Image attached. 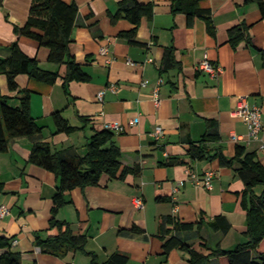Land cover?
<instances>
[{
    "label": "crops",
    "instance_id": "0c3cea01",
    "mask_svg": "<svg viewBox=\"0 0 264 264\" xmlns=\"http://www.w3.org/2000/svg\"><path fill=\"white\" fill-rule=\"evenodd\" d=\"M75 1L79 12L70 50L88 80L71 81L66 89L67 65L50 62L48 48L17 34L16 27L28 19L31 0H0V59L10 55V46L17 41L22 51L38 58L42 68L59 72L53 83L27 74L17 77L19 89L30 91L31 112L43 126L46 141L59 148L73 146L84 155L97 131L110 124L123 125L125 131L114 132L122 149V163L140 165L141 172L125 178L104 174L97 185L69 191L57 218L67 221L75 234L85 235L87 249L97 253L101 262L121 252L129 257L128 264H190L186 250L165 252V242L176 234L204 254L218 246L233 249L247 242L248 212L242 205L246 182L239 173L241 162L224 166L218 158L195 159L189 148L206 132L208 119H214L221 139L209 143V148L219 147L232 158L241 145L264 166L260 148L264 130L260 139L248 143L246 124L232 113L239 97L246 96L250 106L262 108L264 122V17L258 1L201 0L215 26L212 34L204 18L196 17L189 25L184 13L174 14L171 0H139L152 3L153 14L142 18L135 38L138 43L134 44L120 35L134 24L126 18L111 19L120 0ZM238 25L243 34L234 44L230 31ZM102 45L112 52L110 64L100 53ZM170 48L172 65L165 68ZM206 56L223 67L219 77L198 69ZM111 85L117 90L107 89L100 101L98 92ZM156 87L159 104L153 95ZM2 97L9 98L13 106L21 102L20 93L9 89L6 75L0 72ZM57 111L77 129L54 135ZM135 117L139 122L129 126ZM158 127L163 135L156 140ZM234 134L241 139L234 141ZM31 150L32 141L20 137L0 152V204L11 209L0 218V235L17 240L13 249L22 254V264H90L91 257L82 251L62 258L36 246V232L44 231V236L57 233V229H47L58 178L30 161ZM207 171L215 173L211 188L202 180ZM263 190L264 185L254 187L256 195ZM159 195L168 200H157ZM139 196L143 208L134 203ZM215 222L219 228L213 226ZM183 223L193 226L176 228ZM218 262V258L211 259V264Z\"/></svg>",
    "mask_w": 264,
    "mask_h": 264
},
{
    "label": "trees",
    "instance_id": "16d2710c",
    "mask_svg": "<svg viewBox=\"0 0 264 264\" xmlns=\"http://www.w3.org/2000/svg\"><path fill=\"white\" fill-rule=\"evenodd\" d=\"M201 0H171L174 14L184 13L188 24L193 25L196 17H202L207 22L208 31L214 34L215 26L209 9L200 5ZM262 16L264 17V0H257ZM79 6L75 0H31L28 19L23 26H17L16 32L38 41L41 46L49 49V61L67 65L64 86L67 89L71 81H86L89 79L71 54L72 32L78 16ZM153 14L152 3H141L139 0H120L119 8L115 14L111 13L112 22L118 18L130 20L134 27L120 35L129 40L136 41L138 26L144 16L150 18ZM231 42L234 44L242 36V28L238 25L231 29ZM11 53L7 58L0 59V72L7 77L8 87L11 91L20 93L21 102L18 106L10 104L9 98L0 99V152L8 150L10 141L15 138L27 137L32 141L30 161L42 168L54 172L58 178L57 191L53 197L54 205L47 231L57 229L56 234L43 235L44 231L35 234V244L43 253L57 257H65L69 252L82 251L91 257L90 264H128L129 257L121 252L113 253L108 260L101 262L97 253L87 249L88 239L85 235L75 234L67 221L57 218L60 207L66 203V193L81 187L97 185L104 174L110 177L125 178L132 173L138 175L141 166H124L122 163V149L114 139L115 131L106 128L97 131L87 143L84 155L77 148L57 147L43 138V126L36 120L31 112L30 91L19 89L17 77L27 74L31 78L53 83L59 77V72L50 71L39 65L37 57H30L15 41L10 46ZM173 49L168 50L165 68L172 65ZM264 57V50H263ZM170 59V60H168ZM56 129L54 135L72 133L77 127L70 124L61 112L54 113ZM219 124L214 119H208L207 130L197 142H191L189 153L195 159H219L224 166L232 165L235 161L241 162L239 173L246 182L242 196V205L248 212L249 240L238 244L233 249H224L220 246L210 249L208 254L194 249L178 234L171 236L164 244L165 252L174 248L188 251L190 264H211L212 258H218V264H264V190L256 195L254 187L264 185V166L252 152H247L244 146L236 147L235 156L226 157L221 148H209L211 142L220 141ZM173 163L170 161L169 164ZM3 185L0 183V190ZM157 200H168V197L159 195ZM225 219V218H223ZM226 221V220H225ZM193 225L183 223L177 229H189ZM219 228L217 222L213 224ZM14 237L0 235V264H22V254L13 249ZM37 264V263H32Z\"/></svg>",
    "mask_w": 264,
    "mask_h": 264
},
{
    "label": "built area",
    "instance_id": "2783aa9c",
    "mask_svg": "<svg viewBox=\"0 0 264 264\" xmlns=\"http://www.w3.org/2000/svg\"><path fill=\"white\" fill-rule=\"evenodd\" d=\"M100 53L106 57V63L110 64L113 60L112 52L108 45H102L100 47ZM149 61H152V59H149ZM198 69H201L208 74H210L213 78L219 77L223 73V67L219 64L213 63L209 60V58L206 56L203 61H201L198 64ZM161 82V81H160ZM110 89L112 91H116L117 87L115 85H111L108 88H104L98 92V99L100 101L104 100V96L106 93V90ZM154 99L157 104L160 103L159 99V87H156L153 92ZM233 115L236 117H241L246 124L248 128L247 133V142L250 143L252 140L260 139V134L264 130V122H263V112L262 108L259 106H250L247 97L246 96H240L238 99L237 107L232 111ZM139 117L132 118L128 125L132 126L139 122ZM109 129L116 130V131H125L126 127L119 124H110L108 125ZM163 135V130L161 127H158L155 132L154 136L156 140H159ZM232 139L234 141H238L241 139L239 135H232ZM261 150L264 151V139H262V143L260 146ZM191 177L195 180H197V176L193 173H190ZM214 171H207L204 175V178L202 179L206 187L211 188L212 187V179L214 178ZM181 182L180 184H182ZM177 190V188H175ZM134 203L138 208L144 207V201L142 197H135ZM11 212V209L6 204H0V218H4L5 216L9 215ZM17 243V240H13V245Z\"/></svg>",
    "mask_w": 264,
    "mask_h": 264
}]
</instances>
